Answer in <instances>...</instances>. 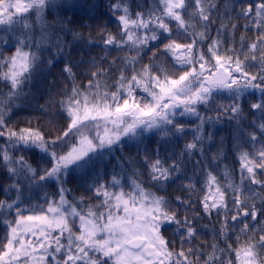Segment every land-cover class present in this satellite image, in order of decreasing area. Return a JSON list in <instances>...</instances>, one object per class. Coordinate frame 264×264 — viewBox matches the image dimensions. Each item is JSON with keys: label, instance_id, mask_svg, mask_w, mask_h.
<instances>
[{"label": "snow or ice", "instance_id": "snow-or-ice-1", "mask_svg": "<svg viewBox=\"0 0 264 264\" xmlns=\"http://www.w3.org/2000/svg\"><path fill=\"white\" fill-rule=\"evenodd\" d=\"M74 6L0 0V264H264V0H108L88 37ZM52 69L47 126L13 119Z\"/></svg>", "mask_w": 264, "mask_h": 264}, {"label": "trees", "instance_id": "trees-1", "mask_svg": "<svg viewBox=\"0 0 264 264\" xmlns=\"http://www.w3.org/2000/svg\"><path fill=\"white\" fill-rule=\"evenodd\" d=\"M141 2V0H133V3ZM143 2L147 3L150 2V0H143ZM223 2V0H222ZM66 3V2H65ZM108 3V0H74L71 3L66 4H72L75 5L70 10L66 11L64 13L66 18H70L74 22V30L78 32H82L85 37L89 36V33L91 32L92 36L96 35V31L98 29L93 26L92 29H89L88 27L80 26V21L83 20L85 24L87 23H93V21L89 20V17L95 14L98 17H103L104 20H107L109 18V14L107 13L106 5ZM95 5V8L92 6ZM137 11L135 7H133V12ZM145 11H147V8H145ZM49 20H51V17H49ZM241 23H243L241 21ZM73 27V26H70ZM114 28V23L110 25V29L112 30ZM237 37H239V33H237ZM65 40L68 42L72 41V36L69 34L65 37ZM65 51H71L72 55L70 56V59L73 62H76L77 60L81 59L82 57L85 60L90 59L92 56H99L103 55V53L100 51L99 48H93L91 51H88L87 49L84 50L82 53L80 51V47L76 44H67L65 46ZM116 53H113L115 55ZM86 70V66H83L80 68L81 72H84ZM63 81L61 80L59 76V70L58 69H52L51 73H48L46 71L37 70L33 82L30 85H27L24 88V92L31 93L30 95L22 96L21 99L18 101V103L22 106L23 110H20L18 112L17 116H14L13 119L17 120H24L26 116H33L40 119V123L42 127L47 126V121L50 118L49 115H42L39 112H34L33 109L39 108L41 105H44L49 102L50 97L54 96L55 93L58 90V85L62 86ZM6 91V89H5ZM57 100L59 99L58 96L55 97ZM58 107V106H57ZM57 110L56 107H48L47 111L49 114L55 112ZM201 111H204L201 109ZM247 111V109H245ZM207 115H214V113L209 112ZM252 117L248 116V120H251ZM250 130V129H249ZM209 131H213L215 133V139L217 143L219 142V139L221 136L227 137V144H226V150L228 153L227 159L223 161V163L229 164L230 166H236L234 161V153L231 151L232 148V132L228 125V122L225 120L223 125H216L215 127H210ZM191 137L189 136L188 139ZM185 141H180V147L183 146ZM179 149L177 148V151ZM216 151V145H212L210 150L208 151L209 157L213 155ZM132 153H129L127 148H125L123 155H131ZM122 154L117 151L115 156L112 157L110 160L105 161V167L107 170H111L112 166L117 163V158L120 157ZM177 184H179V181H177ZM69 187H72V184L68 185ZM168 194L171 195H177L179 194L176 191V186H172L167 189ZM82 193L80 191L75 192V195L79 196ZM163 194V193H162ZM2 198V197H0ZM208 228L211 229L213 226L212 221H205ZM218 227V226H217ZM210 235V233H209Z\"/></svg>", "mask_w": 264, "mask_h": 264}, {"label": "rangeland", "instance_id": "rangeland-1", "mask_svg": "<svg viewBox=\"0 0 264 264\" xmlns=\"http://www.w3.org/2000/svg\"><path fill=\"white\" fill-rule=\"evenodd\" d=\"M74 0H64V2H66V3H71V2H73ZM0 35H3V33H0Z\"/></svg>", "mask_w": 264, "mask_h": 264}]
</instances>
